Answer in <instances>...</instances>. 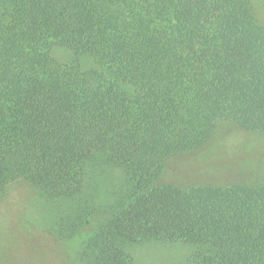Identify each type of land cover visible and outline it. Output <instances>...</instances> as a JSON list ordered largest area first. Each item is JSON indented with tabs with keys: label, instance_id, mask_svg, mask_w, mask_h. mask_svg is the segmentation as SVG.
Returning <instances> with one entry per match:
<instances>
[{
	"label": "trees",
	"instance_id": "trees-1",
	"mask_svg": "<svg viewBox=\"0 0 264 264\" xmlns=\"http://www.w3.org/2000/svg\"><path fill=\"white\" fill-rule=\"evenodd\" d=\"M262 15L264 0H0V205L17 184L67 202L73 231L93 228L81 264H135L126 247L154 241L193 246L184 264H264V173L162 181L223 123L264 138ZM110 170L124 184L103 216Z\"/></svg>",
	"mask_w": 264,
	"mask_h": 264
},
{
	"label": "rangeland",
	"instance_id": "rangeland-1",
	"mask_svg": "<svg viewBox=\"0 0 264 264\" xmlns=\"http://www.w3.org/2000/svg\"><path fill=\"white\" fill-rule=\"evenodd\" d=\"M166 164L162 181L180 187L243 183L263 176L264 138L256 135L243 138L233 125L223 123L205 146L198 151L174 155ZM120 176L112 170L105 175L107 193L102 198L103 216L109 215L118 202L124 184ZM7 199L10 203L16 200V208L11 204L0 205V216L11 227H19V231L0 227V264H81L79 254L85 253L81 243L93 228L80 226L88 232L86 238L73 231L79 220L74 219L67 202L47 201L23 184L12 186ZM81 212L85 210L82 208ZM61 222L67 233L72 231L64 240L51 234ZM13 233H17L14 238ZM193 251L189 244L155 241L126 247L135 264H184Z\"/></svg>",
	"mask_w": 264,
	"mask_h": 264
}]
</instances>
